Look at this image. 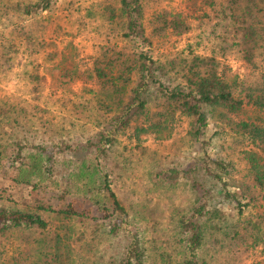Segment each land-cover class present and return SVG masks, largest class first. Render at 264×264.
I'll use <instances>...</instances> for the list:
<instances>
[{
  "label": "trees",
  "instance_id": "trees-1",
  "mask_svg": "<svg viewBox=\"0 0 264 264\" xmlns=\"http://www.w3.org/2000/svg\"><path fill=\"white\" fill-rule=\"evenodd\" d=\"M60 1L0 0V73L16 74L33 101L0 103V158L20 163L16 182L34 189L67 158L73 200L55 209L0 197V264H244L264 254V0H191L193 15L158 9L165 0H99L80 25L103 38L83 71L89 98L65 99L57 121L41 59L44 34L64 30L50 16ZM187 35V54L155 55ZM231 59L244 64L234 79ZM181 119L197 146L192 162L153 170L142 185L120 146L145 151ZM159 190L186 204L170 207L166 224L144 217Z\"/></svg>",
  "mask_w": 264,
  "mask_h": 264
},
{
  "label": "rangeland",
  "instance_id": "rangeland-1",
  "mask_svg": "<svg viewBox=\"0 0 264 264\" xmlns=\"http://www.w3.org/2000/svg\"><path fill=\"white\" fill-rule=\"evenodd\" d=\"M98 2L99 0H61L54 11L50 13L55 23L60 19L64 27V30L57 33L58 35L55 34V30L44 34L46 50L45 56L41 59V74L47 79L44 103L49 116L57 121H60L67 114V110L63 106L65 99L76 101L89 98L88 89L91 85L85 80L83 71L89 58L95 55V51L103 38L96 31L95 26H90L87 29L81 28L80 25L86 10L92 8ZM158 9H167L187 15L194 14V6L191 0H165ZM200 9L203 8L198 6L196 10ZM6 32L8 30L0 23V40L2 39L1 34H6ZM194 43L195 39L192 35L183 38H170L162 42L160 46L155 47L154 52L157 57L178 53L187 54ZM195 50L197 49L195 48ZM20 60L17 61L16 73L21 69L20 63L22 61L20 62ZM228 65L230 79L239 77L244 72V64L238 60L231 59L228 61ZM76 71L77 74H75ZM66 74L69 75L67 78L65 77ZM7 100L12 104L33 102L24 85L18 81L16 74L6 76L0 73V103ZM247 114L251 116L254 112L250 110ZM187 133L188 121L181 119L169 138L158 140L154 137H148L142 146L145 151L136 149L135 154H131L130 150L124 151L122 145L118 150V154H125L124 159L130 157L133 161V164H130L132 165L130 169L135 170L137 168L136 176L141 180L142 185H146L147 177L145 178V176L149 172L169 167L183 169L192 162L197 152V146L189 140ZM41 143L47 146L46 143ZM123 143L125 144V142ZM217 153V149L211 151L213 156L218 155ZM122 159L120 157L121 161ZM70 167L67 164V158L59 156L53 163L51 172L48 174V180L37 189H34V186L16 182V178L21 176L20 163H16L10 158H0V197L10 199L24 207L28 205L33 207L39 202H44L55 209H63L64 206L73 201L67 187ZM137 182L139 183V180ZM138 185L131 186L130 191H135L134 189L138 191ZM152 192L147 197L148 205L143 208V210H146L144 217L146 216L147 222L156 220L166 224V217L171 214L170 207L173 209V206L186 205L177 196L173 197V192L160 190ZM179 195L182 197L187 193L183 190L178 192ZM169 197L178 200L173 203ZM76 205L82 207L78 203ZM171 211L173 212V210ZM227 213L229 214L227 221L233 222L235 217L232 210H228ZM161 214L163 219H161ZM106 231L107 227L105 225L99 226V233L102 236ZM263 261L264 254L258 251L244 264H259Z\"/></svg>",
  "mask_w": 264,
  "mask_h": 264
}]
</instances>
